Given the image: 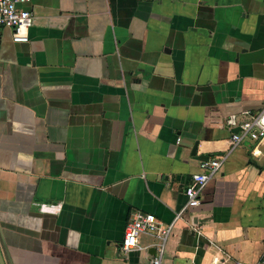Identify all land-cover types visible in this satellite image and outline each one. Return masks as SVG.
Listing matches in <instances>:
<instances>
[{
  "label": "crops",
  "instance_id": "crops-1",
  "mask_svg": "<svg viewBox=\"0 0 264 264\" xmlns=\"http://www.w3.org/2000/svg\"><path fill=\"white\" fill-rule=\"evenodd\" d=\"M20 6L28 41L0 26L4 264H151L150 234L121 250L138 211L173 223L160 264H254L264 141L234 149L186 208L184 188L226 151L227 116L264 105V0Z\"/></svg>",
  "mask_w": 264,
  "mask_h": 264
},
{
  "label": "built area",
  "instance_id": "built-area-1",
  "mask_svg": "<svg viewBox=\"0 0 264 264\" xmlns=\"http://www.w3.org/2000/svg\"><path fill=\"white\" fill-rule=\"evenodd\" d=\"M30 0H0V26H5L12 31L14 42H27L31 13L20 5ZM225 124L231 129L227 139V149L223 154L203 160L200 163V172L193 173L184 188L187 203L184 208L195 203L203 188L209 180L219 172L226 158L239 147L245 140L254 142L257 146L264 141V105L256 112L243 111L240 114L232 113L227 116ZM180 141V137L176 139ZM252 153L258 154L256 149ZM180 216V212L176 217ZM173 223L163 224L152 213L136 212L124 229L121 250L126 253L140 247L139 237L146 233L156 239L155 253L150 259L151 264H160L164 253V243L171 232ZM254 264H264V239L263 249L259 259Z\"/></svg>",
  "mask_w": 264,
  "mask_h": 264
},
{
  "label": "water",
  "instance_id": "water-1",
  "mask_svg": "<svg viewBox=\"0 0 264 264\" xmlns=\"http://www.w3.org/2000/svg\"><path fill=\"white\" fill-rule=\"evenodd\" d=\"M196 147H197V143H195L194 146H193V150H192L193 153H195ZM154 251H155V249H154ZM0 264H4L3 259L1 257V252H0Z\"/></svg>",
  "mask_w": 264,
  "mask_h": 264
}]
</instances>
